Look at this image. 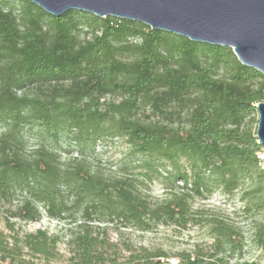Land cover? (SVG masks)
Listing matches in <instances>:
<instances>
[{"label": "trees", "instance_id": "trees-1", "mask_svg": "<svg viewBox=\"0 0 264 264\" xmlns=\"http://www.w3.org/2000/svg\"><path fill=\"white\" fill-rule=\"evenodd\" d=\"M260 103L264 75L231 48L113 17L69 11L56 18L27 0H0V202L18 200L14 218L26 223L44 215L80 223L69 264H119L88 225L118 221L143 232L198 221L212 238L207 250H144L124 264H264L246 259L245 237L233 223L202 219L194 207L217 190L241 194L250 241L264 252ZM28 129L66 137L82 154L63 161L46 140L29 148ZM113 139L157 173L165 199L154 204L134 175L93 164L98 142ZM58 242L45 230L20 237L0 228V264H54Z\"/></svg>", "mask_w": 264, "mask_h": 264}, {"label": "rangeland", "instance_id": "rangeland-1", "mask_svg": "<svg viewBox=\"0 0 264 264\" xmlns=\"http://www.w3.org/2000/svg\"><path fill=\"white\" fill-rule=\"evenodd\" d=\"M26 135L29 148L46 140L60 151L63 161H70L82 154L81 148L70 143L66 137L59 136L56 141L39 129H28ZM92 157L93 164L106 173H122L137 177L140 180L142 191L152 203L155 204L165 199L164 186L156 179L157 173L145 169L140 161V156L132 154L130 146L124 140L113 139L98 142ZM261 157L264 159V155ZM158 169L159 173L164 174L163 168ZM250 184L251 181L246 182V185ZM17 207L18 200L0 202V228L8 235H19L20 237L34 234L38 230L47 231L49 235L59 239L58 256L54 264H69L72 256L69 246L70 237L77 231V226L80 223H58L45 215L39 222L26 223L14 218ZM194 207L199 210L198 217H202V219L215 216L233 223L245 237L246 259L264 261V252L258 250L250 241L252 218L245 212V203L241 194L225 195L217 190L207 200H197ZM77 218L82 222L84 220L81 216ZM88 225L95 236L106 240L108 243L107 255L119 264L126 263L131 255H138L144 250L164 251L169 255H175L183 251L193 252L198 248L207 250L212 244L208 228L203 225V222L198 221H190L184 227L159 226L150 232L140 231L121 221L109 225L96 222L88 223ZM33 262L41 264V261L37 259H33ZM171 262L176 264V260H171Z\"/></svg>", "mask_w": 264, "mask_h": 264}, {"label": "water", "instance_id": "water-1", "mask_svg": "<svg viewBox=\"0 0 264 264\" xmlns=\"http://www.w3.org/2000/svg\"><path fill=\"white\" fill-rule=\"evenodd\" d=\"M27 1L56 18L82 11L141 23L195 43L231 48L242 65L264 75V0ZM257 110V138L264 152V103Z\"/></svg>", "mask_w": 264, "mask_h": 264}, {"label": "built area", "instance_id": "built-area-1", "mask_svg": "<svg viewBox=\"0 0 264 264\" xmlns=\"http://www.w3.org/2000/svg\"><path fill=\"white\" fill-rule=\"evenodd\" d=\"M264 160V159H263Z\"/></svg>", "mask_w": 264, "mask_h": 264}]
</instances>
